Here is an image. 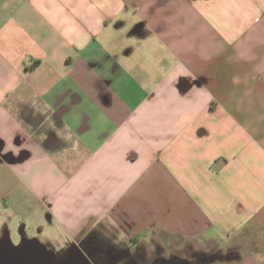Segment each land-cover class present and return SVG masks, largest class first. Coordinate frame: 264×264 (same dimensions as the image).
<instances>
[{"label": "crops", "instance_id": "0c3cea01", "mask_svg": "<svg viewBox=\"0 0 264 264\" xmlns=\"http://www.w3.org/2000/svg\"><path fill=\"white\" fill-rule=\"evenodd\" d=\"M16 228L57 258L98 234L162 264H264V0H0Z\"/></svg>", "mask_w": 264, "mask_h": 264}, {"label": "flooded vegetation", "instance_id": "af4514ba", "mask_svg": "<svg viewBox=\"0 0 264 264\" xmlns=\"http://www.w3.org/2000/svg\"><path fill=\"white\" fill-rule=\"evenodd\" d=\"M92 238L97 239L99 244L90 246L89 241ZM92 238L89 236L87 239L80 238L76 246L67 245V249L61 252L63 255L60 253L57 255L62 256L58 259L51 253L49 246L44 248L37 241L26 240L24 237L15 243V240L12 242L9 234L4 232L0 235V264H70V260L76 258L75 256L79 257L77 259L79 264H117V262L118 264H158L159 262L145 260L147 258L144 252L131 253L129 250L121 249L112 240L98 234ZM160 262L159 264H162ZM188 262L190 263L189 260Z\"/></svg>", "mask_w": 264, "mask_h": 264}, {"label": "rangeland", "instance_id": "374dc122", "mask_svg": "<svg viewBox=\"0 0 264 264\" xmlns=\"http://www.w3.org/2000/svg\"><path fill=\"white\" fill-rule=\"evenodd\" d=\"M16 231H15V233L13 234V236H12V238H13V240H15L14 242L15 243H17V241H20L21 240V237H20V235H19V231H18V229L16 228L15 229ZM109 232L112 234V237H116V234H115V232H114V230L113 229H110L109 230ZM257 232V230L254 232L253 231V233H256ZM30 234L31 235H36V234H39V231H38V229H33V231H30ZM263 234V233H262ZM262 236V235H261ZM41 238H44V237H41ZM62 245H59V247H61ZM58 247V248H59ZM215 247L213 246L212 247V250H210V251H196L195 249H192L190 246H188V247H186L185 249H184V251H181V252H179V255L180 256H182V257H185V258H187L189 261H190V263L191 264H198V261L197 260H199L200 259V257H201V259L203 258V257H205V256H207V257H209V256H211V258L213 257V258H218V257H223V258H226V256H227V254H229L231 251L228 249H225V247L224 248H221L220 246H218V247H216V248H218V249H214ZM235 248H238V246H236ZM150 250V249H149ZM236 253V252H235ZM145 254V253H144ZM170 253H166L165 254V256L166 257H168V255H169ZM236 254H238V253H236ZM241 253H239V255H240ZM146 255L149 257L147 260L148 261H151V260H153L156 256H154L153 257V253H152V251H147V249H146ZM233 255V254H232ZM234 256H236V255H234ZM185 258H181L180 260H181V262H183V263H186V264H190L189 262H188V260H186L185 261ZM208 259V258H207ZM144 262V261H143ZM146 262V261H145ZM172 262V261H171ZM170 262V263H171ZM172 264V263H171Z\"/></svg>", "mask_w": 264, "mask_h": 264}, {"label": "water", "instance_id": "95a60500", "mask_svg": "<svg viewBox=\"0 0 264 264\" xmlns=\"http://www.w3.org/2000/svg\"><path fill=\"white\" fill-rule=\"evenodd\" d=\"M186 264V263H185Z\"/></svg>", "mask_w": 264, "mask_h": 264}]
</instances>
